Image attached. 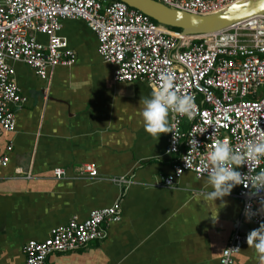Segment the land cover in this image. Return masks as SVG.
<instances>
[{
	"label": "crops",
	"instance_id": "0c3cea01",
	"mask_svg": "<svg viewBox=\"0 0 264 264\" xmlns=\"http://www.w3.org/2000/svg\"><path fill=\"white\" fill-rule=\"evenodd\" d=\"M60 34L75 54L49 81L13 62L15 82L26 102L14 108L15 128L1 139L0 264H25L23 246L43 241L70 219L118 204L120 221L105 225V237L46 264H218L231 233L243 222L235 188L222 200H204L206 178L185 173L173 187L159 184L171 172L168 134L145 133L139 115L146 82H117L114 67L97 53V39L81 20L61 21ZM36 39L46 43L43 35ZM13 108V107H12ZM12 150L5 151L7 143ZM94 165L95 177L84 172ZM62 169L64 175H53ZM123 178L120 185L113 179ZM243 228V226H242ZM247 232V231H246ZM233 264H258L244 246Z\"/></svg>",
	"mask_w": 264,
	"mask_h": 264
},
{
	"label": "built area",
	"instance_id": "2783aa9c",
	"mask_svg": "<svg viewBox=\"0 0 264 264\" xmlns=\"http://www.w3.org/2000/svg\"><path fill=\"white\" fill-rule=\"evenodd\" d=\"M155 1L206 15L242 0ZM64 20H81L87 25L97 39L98 55L114 67L115 81L146 82L154 89L160 74L168 72L175 77L180 94L194 97L197 108L192 118L174 112L169 115L172 133H168L165 155L172 158L171 172L160 177V185L173 187L185 173L206 178L200 161L216 138L228 137L240 151L247 140L264 134V15L216 33L182 36L118 0H0V149L2 137L15 128L13 109L26 102L15 82L12 63H24L41 80L49 81L54 68L75 62L74 52L60 34ZM37 35L45 36L47 42H39ZM193 140L199 147L192 144L190 151ZM11 150L9 142L5 151ZM7 162L6 155L0 157L1 166ZM260 168H264V159L259 165L250 163L253 174ZM83 170L89 177L97 175L94 165H85ZM237 171L246 174L248 167ZM53 175L63 176L64 171L55 169ZM169 178L173 186H169ZM113 181L118 185L126 182L123 178ZM234 188V197L241 202L240 218L246 221V204L251 203L255 211L264 192L249 197V189L243 185ZM120 217L121 210L114 204L91 211L84 220L72 218L51 230L45 240L28 241L22 249L25 264H46L52 253L71 252L100 241L106 235L104 226L119 222ZM262 221L264 217L256 216L248 223L257 228ZM247 234L231 233L218 264H233L234 256L247 245Z\"/></svg>",
	"mask_w": 264,
	"mask_h": 264
},
{
	"label": "clouds",
	"instance_id": "9594fccd",
	"mask_svg": "<svg viewBox=\"0 0 264 264\" xmlns=\"http://www.w3.org/2000/svg\"><path fill=\"white\" fill-rule=\"evenodd\" d=\"M139 104L142 105L139 112L142 127L145 133L156 140L161 134L172 133V126L169 122L170 113L174 112L179 116L192 118L197 108L192 95L180 94L177 91L175 77L168 72L160 74L158 86L153 89L150 97H141ZM173 142H176L174 137ZM192 144L199 147L198 143L193 140L189 144L190 151ZM207 148L200 163L201 171L206 176L205 187L210 188L211 191L200 193L204 200L213 203L216 200H222L231 193L234 187L240 185L249 189V197L264 192V168H260L255 174L250 169V163L259 165L264 159V134L247 140L240 151L232 146L228 137L216 138ZM172 151L175 149L173 148ZM245 165L248 167L246 174L237 171ZM179 174L181 171L177 170V175ZM169 186H173L171 178H169ZM258 203L259 207L255 211L251 203L246 204L244 210L246 222L256 216L264 217V197H261ZM246 243L248 248L254 250L258 264H264V221L247 234Z\"/></svg>",
	"mask_w": 264,
	"mask_h": 264
},
{
	"label": "water",
	"instance_id": "95a60500",
	"mask_svg": "<svg viewBox=\"0 0 264 264\" xmlns=\"http://www.w3.org/2000/svg\"><path fill=\"white\" fill-rule=\"evenodd\" d=\"M118 1L148 16L159 25L179 29L182 36L216 33L251 17L264 15V0H242L222 11L206 15L180 11L155 0ZM240 225L239 231H248L246 224L241 222Z\"/></svg>",
	"mask_w": 264,
	"mask_h": 264
},
{
	"label": "trees",
	"instance_id": "16d2710c",
	"mask_svg": "<svg viewBox=\"0 0 264 264\" xmlns=\"http://www.w3.org/2000/svg\"><path fill=\"white\" fill-rule=\"evenodd\" d=\"M108 1L112 2V1H115V0H108ZM154 22H155V21H154ZM155 23H156V22H155ZM168 28H169V27H168ZM170 29L175 30V31H179V32H180L179 29H175V28H170Z\"/></svg>",
	"mask_w": 264,
	"mask_h": 264
}]
</instances>
